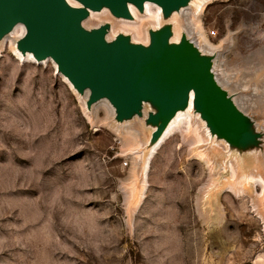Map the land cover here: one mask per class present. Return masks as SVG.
<instances>
[{
    "label": "rangeland",
    "instance_id": "374dc122",
    "mask_svg": "<svg viewBox=\"0 0 264 264\" xmlns=\"http://www.w3.org/2000/svg\"><path fill=\"white\" fill-rule=\"evenodd\" d=\"M174 17L164 25L213 46L199 44L261 147L229 152L184 115L144 175L141 128L153 127L117 123L104 102L88 109L53 62L1 42L0 264H264V0H213L198 17ZM106 21L109 40L123 34ZM157 29L158 17L141 19L140 34L126 35L148 44Z\"/></svg>",
    "mask_w": 264,
    "mask_h": 264
},
{
    "label": "water",
    "instance_id": "95a60500",
    "mask_svg": "<svg viewBox=\"0 0 264 264\" xmlns=\"http://www.w3.org/2000/svg\"><path fill=\"white\" fill-rule=\"evenodd\" d=\"M0 0V40L16 24L25 27L17 42L22 54L37 61L51 58L88 109L108 101L117 123L134 118L154 128L156 140L179 110L188 106L193 92V109L206 121L216 139L238 151L261 147L262 134L253 120L241 111L213 71L212 55H206L185 34L173 42V26L166 24L150 32L147 45L136 44L119 34L106 40L110 32L104 23L88 30L82 24L89 11L107 8L115 18L132 19L127 4L144 12L148 1L162 9L164 22L191 0ZM146 114V117L145 115Z\"/></svg>",
    "mask_w": 264,
    "mask_h": 264
},
{
    "label": "bare ground",
    "instance_id": "6f19581e",
    "mask_svg": "<svg viewBox=\"0 0 264 264\" xmlns=\"http://www.w3.org/2000/svg\"><path fill=\"white\" fill-rule=\"evenodd\" d=\"M66 1H67V3L69 5H71L73 7H76V8L80 7V4L77 1H75V0H66ZM211 1H213V0H191L190 3H189V6L186 7V8H181V11L180 12L187 11V10H192L193 11V17H198L199 14L201 13V11ZM127 6H128V9H129L130 14L132 16V19L115 18L114 17L115 18V21H118L119 22V30L118 31H121L123 34H125V35L128 34L130 30L131 31H134L135 34L139 33V27H140V21H141V19H149V18H154V17L156 18V17H158V26H159V28H161L163 26L164 19H163L162 9L158 5L146 1L143 4V8H144V12L143 13H140L139 10L135 6H133L132 4H130V3H128ZM175 15H178V12H174V14L172 15V18L171 19L172 20L174 19L176 21V20H178L179 17L178 18H175L174 17ZM106 16H112V15H111L110 11L107 8L104 7L100 12L89 11V16H88L87 20L94 19V20L100 21L99 23L98 22L96 23V25L99 26L100 24H104L105 22H107L106 21ZM82 25L85 27L84 22H83ZM179 28H182V26L180 25ZM25 31L26 30H25L24 25H22L21 23H18V24H16L14 26V28L8 34H6L2 38V40H0V43L1 42L2 43L3 42H6L7 40H9L11 42V44L14 45V49H15V51L17 53V56L19 55L22 59H26L27 58L28 61L31 62V63L43 64L45 62L46 63L47 62H53L55 64V66L57 67V64L51 58H45L42 61H37L33 57V55L31 53L22 54L21 51H19L17 49V42H18V40L20 38H22L24 36ZM14 35H16L18 37H16V39H13L15 37ZM186 35H188V34L186 33ZM180 36H181V33L178 30H175L174 29L173 30V36H172L171 39H172L173 42H178V41H180ZM198 37H199L200 41H202L207 47L213 48L212 45H210V44H208L206 42V40L204 39L203 35L200 32L198 33ZM106 40L107 41L109 40V34L106 36ZM132 41L134 43H136V44L147 45V43H146L147 41H145V42L144 41H138V40H135L134 37H132ZM200 41H199V44L201 45ZM199 44L197 45L195 43L196 47H198L199 49H201ZM59 74L66 80V82L74 90V88L72 87V85L68 81V79L65 76H63L61 73L58 72V75ZM218 83H219V81H218ZM219 85H221V87L223 88V85L222 84L219 83ZM225 91H227V90H225ZM228 91L231 92L229 89H228ZM229 92H228V94H229ZM236 99L237 98L235 96V98L233 99V101L237 105V100ZM101 102H104V103L107 104V106H109L110 111H111V114L114 116L115 115V112H114V108L111 106V104L108 101H106V100H102ZM237 107L242 111V109L238 105H237ZM144 115L146 117V114H144ZM184 115H191V116L192 115H195V116H199V114H196L194 112V109H193V92L192 91L189 93L188 106L184 110H179V111L176 112V114L174 115V117L172 118V120L169 122V124L167 125V127L165 128V130L163 131V133L156 140L150 142V135L149 134H146L145 131L143 130V128H141L142 138H144L146 136L145 137V141L143 140L144 146L141 149V152H142L141 168H142V173L144 175H146L147 170H148L149 165H150V161L153 158V156L155 155L156 151L167 140V138L173 133V131H177V129L179 127H186L187 122L183 118ZM199 119H200V122L202 123L203 127L206 130V134H207L208 140H215L216 139V135H214V134H212L210 132L209 127L207 126L206 121L203 120L201 117H199ZM124 123H126V122H124ZM125 137L131 139L133 142L136 139L135 134L132 133V132L126 133L125 134ZM221 141H223V140H221ZM229 152H230V148H229ZM260 153H261V155L259 157H257V160H259V161L261 159H264V152H260ZM247 183L249 185H251V186H253L254 184H257L258 185V181L255 180V179H253V178H251L250 180H248ZM245 187H246V183H242L240 185L241 190H243ZM243 192H244V190H243Z\"/></svg>",
    "mask_w": 264,
    "mask_h": 264
},
{
    "label": "built area",
    "instance_id": "2783aa9c",
    "mask_svg": "<svg viewBox=\"0 0 264 264\" xmlns=\"http://www.w3.org/2000/svg\"><path fill=\"white\" fill-rule=\"evenodd\" d=\"M209 33H210L211 36H216V31L215 30H211Z\"/></svg>",
    "mask_w": 264,
    "mask_h": 264
}]
</instances>
